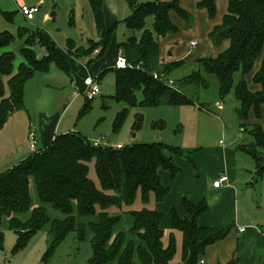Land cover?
I'll return each instance as SVG.
<instances>
[{
  "label": "trees",
  "instance_id": "16d2710c",
  "mask_svg": "<svg viewBox=\"0 0 264 264\" xmlns=\"http://www.w3.org/2000/svg\"><path fill=\"white\" fill-rule=\"evenodd\" d=\"M125 2L130 8V14L123 19L127 37L116 47L123 52L128 66L107 69L114 76L112 98L126 106L116 113L113 132L121 128L128 107L194 105L186 92L187 86L192 83L207 86L209 77L217 81L216 91L220 100L233 94L238 102L235 111L240 121L248 120L250 112L256 119L261 118L264 106V0H228L221 24L214 26L208 34L214 46L228 39V48L215 58H196L198 69L180 78L177 85L168 84L165 75L183 64L184 60L159 63L157 39L178 30L169 18V11H175L185 21L186 27L192 24L191 15L179 6L178 0ZM88 3L101 41L89 39L86 46H77L72 39H67L65 49L68 55L77 59L91 56L87 67L105 52L115 27L105 28L103 0H88ZM198 7L205 8L209 18L216 14L214 0H200ZM12 13L1 11L7 21L12 20ZM148 17L153 19L151 30L145 27ZM17 33L18 36L27 35L24 29H18ZM35 35L46 49V54L40 58L32 48ZM13 40L12 33L0 31V49ZM97 47L100 50L93 56L92 52ZM18 52L23 61L17 67L14 66L13 52H0V129L13 112L23 108L24 86L35 72H46L54 64L72 78L66 58L39 31L29 34ZM261 55L260 68L253 76V82L259 84L260 89L252 92L247 87L245 76ZM154 74L158 78H154ZM137 93L141 94V99H138ZM197 106L209 110L205 104ZM88 108V104L84 105L79 114ZM142 121L143 115L136 113L132 128L140 129ZM151 126L159 130L164 125L162 121H153ZM253 128L249 133L255 143L238 145L237 149L252 159L256 174L262 176L264 159L255 148L259 152L264 151V128L258 122L253 124ZM194 151L160 141L132 143L119 149L94 147L77 132L56 135L49 146L30 153L0 174V224L3 217H8L9 227L16 235L12 254L23 250L31 238L48 224L45 258L70 232H74L80 241L90 234L91 256L87 264H170L177 252L175 232L178 231L184 264H197L205 246L222 239L230 230V227L197 224V217L209 209L205 199L193 202L182 198L184 216L178 213L176 207L170 208L171 231L166 242L161 226L163 214L156 209L143 207L125 212L131 220L127 232L119 229L122 213L113 211V208L131 205L137 195L143 204L148 203L151 197L156 202L162 201L169 187L162 184L159 169L167 170L174 179L181 172V167L173 156H186L194 166L191 160ZM90 163L99 186L89 177ZM31 180L42 204L40 206H31ZM44 204H51L60 210L64 218L50 221ZM3 242L4 235L0 230V250Z\"/></svg>",
  "mask_w": 264,
  "mask_h": 264
},
{
  "label": "rangeland",
  "instance_id": "374dc122",
  "mask_svg": "<svg viewBox=\"0 0 264 264\" xmlns=\"http://www.w3.org/2000/svg\"><path fill=\"white\" fill-rule=\"evenodd\" d=\"M140 1L143 2L146 0ZM21 5L39 7V11L34 14L33 20L25 18L19 8ZM2 10L13 12L11 21H7L4 18L1 14ZM103 14L105 25L109 27L115 25V27L112 32L110 43L105 52L99 57L98 61L102 59H112L115 53L114 47L117 42L125 40L127 29L123 19L130 14V8L125 0H103ZM152 21V17L146 19L145 27L149 30L152 29ZM18 29H24L27 35L18 36ZM3 30L12 33L14 35V40L8 46L0 49V52H13L15 55V67L22 61V57L18 51L19 48L24 45L25 38L29 34L37 33V31H39L48 43L59 52L62 50L65 51L67 39H72L77 46H86L89 39L101 41L95 28L88 0H0V31ZM36 37L37 35L34 36L35 41L32 48L36 56L40 58L46 54V49ZM97 49L100 50V47H97ZM118 52L119 50H117V53ZM210 55L211 53L207 56ZM70 60L77 65L73 78L57 70V68L52 65V69L59 74L55 79H49L48 81L47 78V82L52 85L57 84V88L53 90L55 93L59 92V94H57L59 96H56V99H54V102H59L57 109L59 107L62 108L64 101L67 100L70 102L65 121L74 122L75 132L88 142L104 135L107 136L109 141L113 144L121 143L123 145H129L132 143H151L160 141L165 144L180 146L186 151L187 148L203 146V144L210 147H222V145H225L235 150L237 144L243 143V146H248L250 143H255L253 137L249 133V131L254 130V123L247 122L240 128L239 118L235 111L238 106L237 100L232 93L228 94L223 100H220L217 96V81L214 77L208 78L207 86L194 83L187 86L186 92L194 101V105L128 107V113L121 128L113 132L112 124L116 113L126 107L124 103L116 102L112 98L114 92L113 72L108 70L104 72L102 81L99 84L100 95L94 97L91 101H86L83 95H78L74 98L72 93L79 89V84L86 75L90 74V70H88L83 58H79L78 60L71 58ZM92 62H90V64ZM95 68L96 67H94V70ZM197 69L198 64L195 61L184 62L179 67L174 68L171 73L165 75V80L177 85V81L180 78L185 77ZM40 83L44 86L43 80H41ZM63 85L65 86L63 87ZM137 97L141 99V94L137 93ZM216 102H219V104L223 106L222 110L216 109ZM87 104L90 108L83 114H79L80 109ZM198 104H205L210 110L198 109ZM136 113H141L143 115V121L138 130L132 128ZM153 121H162L164 126L159 130L153 129L151 126ZM222 125L226 126V131H224V133H222ZM255 151L264 159V151L259 152L258 148H255ZM237 154L242 158L241 161L239 160V163H237L236 180L231 183L230 187L233 192H236V197L238 199H241V197L245 195L249 198V203L245 212L261 213L264 210V173L262 176H258V174L255 175L253 162L250 157L238 151ZM177 158L182 162H188L186 156ZM188 163L192 168L191 172L193 179L199 180L201 178L200 170L190 162ZM89 167V177L99 186L93 164L90 163ZM160 173H165V171L160 170ZM30 196L32 207L42 205L38 198L33 180L30 181ZM233 196V193L225 194L224 202H231ZM213 199L214 197L208 199L207 204ZM156 203L158 202L151 200L150 203L143 204L139 199V195H137L135 201L131 205H123L118 209L113 208V211L122 213L119 229L127 232L130 228L131 220L125 212L129 210H140L143 207L155 209L154 204L156 205ZM208 205L211 206L212 204ZM43 206L50 221L64 218V214H62L60 210L55 209L51 204H44ZM259 206H261V208H259ZM239 211L241 216H246V213L241 207H239ZM47 228L48 224L31 238L23 250L13 255L12 248L15 244L16 235L9 227L8 217H3L0 230L4 235V242L3 248L0 250V264H87L91 256V246L89 242L90 234L87 239L80 241L76 238L74 232H70L56 247L53 253L45 258L43 254L48 244L46 235ZM169 232L170 230L165 232L164 240H166ZM175 237L177 252L171 264H184L181 259L180 232H175Z\"/></svg>",
  "mask_w": 264,
  "mask_h": 264
},
{
  "label": "crops",
  "instance_id": "0c3cea01",
  "mask_svg": "<svg viewBox=\"0 0 264 264\" xmlns=\"http://www.w3.org/2000/svg\"><path fill=\"white\" fill-rule=\"evenodd\" d=\"M146 1L171 2L173 0ZM199 1L200 0H178L179 6L192 17V24L189 27H186L185 21L181 19L175 11H169V18L172 23L176 25L178 30L176 32H168L164 36L158 37L159 63L164 64L179 60L190 62L195 61L198 57L215 58L220 52L228 48V39L223 40L220 45L214 46L208 37L213 27L221 24L223 16L227 12L228 0H214L216 14L213 18L208 17L205 8L198 7ZM111 27L105 25L106 29H110ZM125 35L127 37V33H125ZM192 42H195V44H191ZM116 45L114 47L115 53L113 58L109 60L102 59L100 61H98L99 58H97L88 66L90 74L85 77L97 76L99 78L101 75L98 79L99 84L101 83L104 75L103 72L113 67L114 59L117 55ZM59 53L66 58L73 78L77 65L70 59L74 57L68 55L66 50H62ZM209 53H211V55L207 56ZM90 57L91 56L83 58L86 66ZM74 60L78 59L74 58ZM261 60L262 55L255 61L251 72L245 76L247 87L252 92L260 89V85L253 82V76L259 70ZM52 65L54 64H51L46 72H35L34 76L26 82L23 91V108L13 112L7 118L4 126L0 129V174L30 155L31 152L28 148L29 132L33 131L35 133L38 149L49 146L54 137L58 134L75 132L74 122L65 121L70 102L67 100L64 101L62 108L59 107L57 109L59 102H54V99H56V96H59L57 95L59 92L55 93L53 91L57 88V84L52 85L47 82V78L49 81V79L57 78L59 74L52 69ZM94 67H96L95 70ZM57 70L59 69L57 68ZM41 80L44 81V86L41 85ZM83 80L78 86L79 89L72 93L74 98L78 95H82L81 93L85 88ZM64 86L65 85H63V87ZM215 104L217 110L223 109V106L220 105L219 102ZM197 108L200 109L198 106ZM247 122H258L263 126L264 106L261 108L260 119H256L253 112H250L248 120H239L240 128ZM224 131H226V126L222 125V133H224ZM242 144L243 143L237 144L235 150L225 145H222V147H210L205 144H203V146L187 148V150H195L191 155V160L194 166L201 172V178L199 180L193 179L191 172L192 168L188 163L189 161L182 162L177 158L178 156H173V159L176 164L182 168L181 172L174 179H171L167 170L159 169L158 171L162 184L169 187V192L166 197L162 201L156 203V205L154 204L155 209L163 214L164 221H162L163 224L164 222L165 224L163 226L161 223V226L164 232L167 230L171 231V229H169V210L171 207H176L178 213L184 216V209L181 205L182 198H188L193 202H198L202 199L207 201L211 197H214L209 209L197 217V224L199 226L208 227H230L226 236L205 246L197 264H264V210L261 213L245 212L249 203V198L245 195L242 196L241 199H238L236 197V192H233L230 187L231 183L236 180L237 163H239V160L241 161L242 158L237 154V151L245 153L237 149V146ZM160 170L165 171V173H160ZM217 174L219 176L223 174L227 175V180L224 181L220 187L213 186V182L218 178ZM254 174L256 175L255 166ZM232 193L234 196L231 202H224V195ZM151 200H154V198L151 197L148 203H150ZM239 207L246 213V216H241L239 214ZM259 208H261V206H259ZM238 227H245V230L239 232ZM166 241L167 238L165 242Z\"/></svg>",
  "mask_w": 264,
  "mask_h": 264
},
{
  "label": "built area",
  "instance_id": "2783aa9c",
  "mask_svg": "<svg viewBox=\"0 0 264 264\" xmlns=\"http://www.w3.org/2000/svg\"><path fill=\"white\" fill-rule=\"evenodd\" d=\"M21 13L25 16L28 20L34 19V14L39 11L38 6H27V5H21L20 6ZM191 44H195V42H192ZM99 52L98 49H95L93 51V55H96ZM128 66V61L126 57L124 56L123 52L119 50V52L116 55V58L114 59L113 67L114 68H125ZM154 78H158L156 74H154ZM84 84V91L81 93L84 98L87 101H91L94 97L100 95V87L98 82L97 76H87L83 80ZM168 84L173 85L172 83L168 82ZM94 147H112V148H122L124 145L121 143L113 144L109 141V138L107 136H100L97 139L92 140L89 142ZM28 148L31 153H35L39 151L40 149L37 148V139L35 137V133L33 131L29 132L28 135ZM227 180V175L223 174L220 175L214 182V187H220L224 181ZM245 230V227H238L239 232H243Z\"/></svg>",
  "mask_w": 264,
  "mask_h": 264
},
{
  "label": "water",
  "instance_id": "95a60500",
  "mask_svg": "<svg viewBox=\"0 0 264 264\" xmlns=\"http://www.w3.org/2000/svg\"><path fill=\"white\" fill-rule=\"evenodd\" d=\"M208 204H211V202H210V203H208Z\"/></svg>",
  "mask_w": 264,
  "mask_h": 264
}]
</instances>
